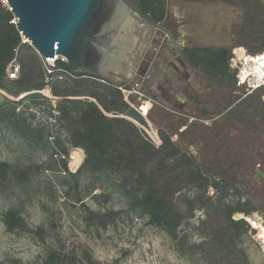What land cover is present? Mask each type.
Segmentation results:
<instances>
[{"label": "trees", "instance_id": "trees-1", "mask_svg": "<svg viewBox=\"0 0 264 264\" xmlns=\"http://www.w3.org/2000/svg\"><path fill=\"white\" fill-rule=\"evenodd\" d=\"M130 1L153 25L166 27L168 0ZM186 1H220L238 10L239 18L230 25L228 45L199 44L182 50L194 91L207 112L203 115L195 104L190 105L194 112L185 114L155 103L147 118L159 128L160 146L129 119L146 123L119 88L125 82L74 74L62 59L46 66L37 50L23 41L12 10L0 0V91L15 100L9 101L5 113L9 120L26 125L18 105L49 101L42 93L49 90L56 100L60 133L54 140L60 147L61 168L75 180L66 194L72 188L78 191L82 172L124 182L127 209L93 211L91 217L104 221L132 212L164 231L180 254L198 253L205 264H252L241 241L257 231L251 220L258 224L264 219L263 89L246 95L237 85L230 59L240 46L250 54L264 51V0ZM13 60L20 67L15 79L6 71ZM135 97L131 94L130 101L134 103ZM70 148L84 152L75 173L68 167ZM49 168L0 161V190H9L13 179L26 184L33 174ZM98 187L94 180L89 183L91 192ZM3 220L10 232L34 230L15 208L5 211ZM35 232L42 235L43 228ZM59 260L51 253L46 264ZM111 264H120V259Z\"/></svg>", "mask_w": 264, "mask_h": 264}, {"label": "rangeland", "instance_id": "rangeland-1", "mask_svg": "<svg viewBox=\"0 0 264 264\" xmlns=\"http://www.w3.org/2000/svg\"><path fill=\"white\" fill-rule=\"evenodd\" d=\"M168 14L166 27L186 46L228 45L230 25L239 18L238 10L220 1L168 0ZM159 35L160 39L164 37L162 32ZM125 83L135 84L132 79ZM42 93L50 102L26 100L18 105L17 111L26 120V126L7 118L5 111L9 101L15 100L0 91V161L22 167L32 164L50 167L33 174L26 184H18L13 179L9 190H0V261L46 264L49 255L56 253L60 260L55 264H111L115 259H120V264H205L198 253L180 254L164 231L132 212L126 211L104 221L91 217L93 211L127 209L124 182L118 178L90 177L82 172L78 175V191L72 188L66 194L65 190L73 186L75 180L61 168L60 147L54 140L60 133L54 111L56 100L48 89ZM133 95L137 109L144 101L148 102L146 97L140 100L137 94ZM145 106L143 109L147 111ZM176 110L185 114L194 112L193 106ZM129 119L145 133L144 123L133 117ZM69 152V171L75 173L84 152L79 148H70ZM92 180L99 187L91 192ZM79 197L81 202H77ZM11 208L17 209L34 230L8 231L3 214ZM262 221L264 219L253 226L256 233L249 232L241 241L252 264H264V247L259 240L262 231L258 227L264 226ZM39 227L43 228L42 235L35 232Z\"/></svg>", "mask_w": 264, "mask_h": 264}, {"label": "water", "instance_id": "water-1", "mask_svg": "<svg viewBox=\"0 0 264 264\" xmlns=\"http://www.w3.org/2000/svg\"><path fill=\"white\" fill-rule=\"evenodd\" d=\"M17 27L44 58L62 59L74 74L107 76L101 69L115 46V32L132 13L142 14L130 0H7ZM147 20V19H146ZM154 27L168 33L166 27ZM152 99L155 100V97ZM203 106V104H201Z\"/></svg>", "mask_w": 264, "mask_h": 264}, {"label": "flooded vegetation", "instance_id": "flooded-vegetation-1", "mask_svg": "<svg viewBox=\"0 0 264 264\" xmlns=\"http://www.w3.org/2000/svg\"><path fill=\"white\" fill-rule=\"evenodd\" d=\"M145 28L150 44L133 73L132 81L153 103L152 106L157 103L166 109L176 110L195 104L204 115L207 111L201 106L191 82L192 70L182 55V50L189 46L177 40L168 28L169 35L149 21L145 22ZM160 32L164 34L162 39Z\"/></svg>", "mask_w": 264, "mask_h": 264}, {"label": "built area", "instance_id": "built-area-1", "mask_svg": "<svg viewBox=\"0 0 264 264\" xmlns=\"http://www.w3.org/2000/svg\"><path fill=\"white\" fill-rule=\"evenodd\" d=\"M3 4L6 5L9 9L7 0H2ZM11 10V9H10ZM17 20V19H16ZM16 23V21H15ZM23 41L26 42V40L23 37ZM40 55V57L43 59V62L46 66L54 65L55 61L53 59L44 58L39 51H37ZM230 68L235 71L236 79H237V85L244 88L246 95L251 94L254 91L258 89H263L262 99L264 101V51L256 53V54H250L248 53L243 47H236L232 51V56L230 59ZM19 65L18 63L13 60L7 67L6 71L10 78L15 79L18 77L19 74ZM131 84V83H129ZM126 99V101L136 108V106L133 104V102L130 101L129 96L131 94H137L138 98L140 100L145 98V95L140 91V88L137 84L132 85H123L119 87ZM144 104L140 106V109L136 110L145 118L146 123L144 127L145 133L147 137L156 145L160 146L162 144V139L159 134V130H157L155 127L151 125L149 120L147 119L148 112L152 109V103L148 100V102L144 101ZM144 105H147V111L145 112L143 107ZM236 217H242L241 215ZM235 217V218H236ZM251 223L253 226L257 225V222L254 220H251Z\"/></svg>", "mask_w": 264, "mask_h": 264}, {"label": "crops", "instance_id": "crops-1", "mask_svg": "<svg viewBox=\"0 0 264 264\" xmlns=\"http://www.w3.org/2000/svg\"><path fill=\"white\" fill-rule=\"evenodd\" d=\"M133 21L127 27L126 18L121 22V29L114 34L113 49L104 58L101 69L106 72L108 79L118 82L130 80L144 51L149 46L150 39L147 37L145 28L146 19L136 13H132ZM171 17V15H170Z\"/></svg>", "mask_w": 264, "mask_h": 264}, {"label": "bare ground", "instance_id": "bare-ground-1", "mask_svg": "<svg viewBox=\"0 0 264 264\" xmlns=\"http://www.w3.org/2000/svg\"><path fill=\"white\" fill-rule=\"evenodd\" d=\"M145 107H147V105L145 106ZM146 112V111H145ZM258 227L261 229V231H262V233H261V235H260V237H259V240H260V243L263 245V247H264V226H262V225H258Z\"/></svg>", "mask_w": 264, "mask_h": 264}]
</instances>
